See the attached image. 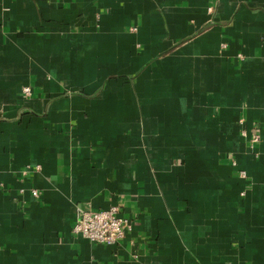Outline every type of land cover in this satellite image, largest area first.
<instances>
[{
    "label": "crops",
    "instance_id": "obj_1",
    "mask_svg": "<svg viewBox=\"0 0 264 264\" xmlns=\"http://www.w3.org/2000/svg\"><path fill=\"white\" fill-rule=\"evenodd\" d=\"M0 264H264V0H0Z\"/></svg>",
    "mask_w": 264,
    "mask_h": 264
},
{
    "label": "built area",
    "instance_id": "obj_2",
    "mask_svg": "<svg viewBox=\"0 0 264 264\" xmlns=\"http://www.w3.org/2000/svg\"><path fill=\"white\" fill-rule=\"evenodd\" d=\"M23 92L30 96L31 89L24 88ZM256 140L258 139L255 138ZM40 168L37 166L36 170ZM27 169L31 170L32 168L28 167ZM32 194L38 196V191L33 189ZM131 230L132 223L122 215L120 207L111 205L100 210H83L82 217L75 223L72 231L75 236H82L93 243L115 246Z\"/></svg>",
    "mask_w": 264,
    "mask_h": 264
}]
</instances>
